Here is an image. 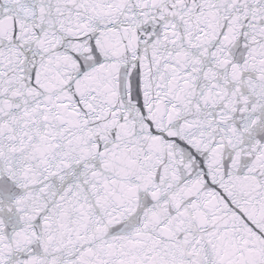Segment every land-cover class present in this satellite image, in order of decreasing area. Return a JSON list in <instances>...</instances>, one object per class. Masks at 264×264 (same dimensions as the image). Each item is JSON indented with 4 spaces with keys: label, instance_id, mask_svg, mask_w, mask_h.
Returning <instances> with one entry per match:
<instances>
[{
    "label": "snow or ice",
    "instance_id": "6c2138e0",
    "mask_svg": "<svg viewBox=\"0 0 264 264\" xmlns=\"http://www.w3.org/2000/svg\"><path fill=\"white\" fill-rule=\"evenodd\" d=\"M0 264H264V0H0Z\"/></svg>",
    "mask_w": 264,
    "mask_h": 264
}]
</instances>
